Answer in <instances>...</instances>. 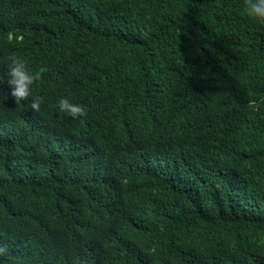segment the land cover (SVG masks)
<instances>
[{
    "label": "trees",
    "instance_id": "16d2710c",
    "mask_svg": "<svg viewBox=\"0 0 264 264\" xmlns=\"http://www.w3.org/2000/svg\"><path fill=\"white\" fill-rule=\"evenodd\" d=\"M244 5L0 0V264H264V24ZM11 55L40 73L25 100Z\"/></svg>",
    "mask_w": 264,
    "mask_h": 264
},
{
    "label": "clouds",
    "instance_id": "9594fccd",
    "mask_svg": "<svg viewBox=\"0 0 264 264\" xmlns=\"http://www.w3.org/2000/svg\"><path fill=\"white\" fill-rule=\"evenodd\" d=\"M244 14L257 23L264 24V0H245ZM17 39L22 40L23 37L19 36ZM8 59L7 84L10 86V95L15 100H25L32 96V86L39 78L40 73L34 72L29 67L28 61L22 57L11 55ZM2 83H4V79H0V84ZM42 102L43 97L34 96L30 101L31 109L39 111ZM58 108L61 113L73 118L85 113L83 106L71 102L67 97L59 99ZM6 250V247H0V254L5 253Z\"/></svg>",
    "mask_w": 264,
    "mask_h": 264
}]
</instances>
